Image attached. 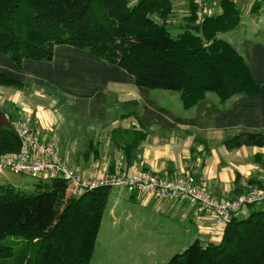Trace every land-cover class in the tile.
Returning <instances> with one entry per match:
<instances>
[{"label":"trees","instance_id":"trees-1","mask_svg":"<svg viewBox=\"0 0 264 264\" xmlns=\"http://www.w3.org/2000/svg\"><path fill=\"white\" fill-rule=\"evenodd\" d=\"M213 1L221 14L199 21L190 0L184 29L174 37L171 0H0V53L22 69L25 61L51 62L58 46L80 49L120 67L138 87L179 93L187 110L211 94L220 103L258 96L246 60L219 37L240 24L242 11L232 0ZM24 86L0 71V87ZM144 139L135 132L118 148L129 158ZM223 145L230 151L263 148L264 132L243 133ZM20 146L0 108V156L16 154ZM35 187L23 194L0 184V264H91L112 188L71 196L61 178L38 180ZM248 210L230 218L217 242L195 240L167 264H264V209Z\"/></svg>","mask_w":264,"mask_h":264},{"label":"crops","instance_id":"crops-1","mask_svg":"<svg viewBox=\"0 0 264 264\" xmlns=\"http://www.w3.org/2000/svg\"><path fill=\"white\" fill-rule=\"evenodd\" d=\"M232 1L242 15V4L250 8L245 16L254 14L253 6L260 2ZM189 2L177 1L170 29L176 11H181L185 23ZM209 2L215 11L209 16L221 14L220 3ZM263 6L264 2L259 11ZM229 42L246 60L260 87L258 96H236L220 103L211 94L187 110L179 93L138 87L120 67L80 49L58 46L51 62L25 61L22 69L0 53V71L25 84L21 89L0 87V105L12 118L39 119L42 138L57 145L69 164L85 176H194L211 196L234 198L264 187V147L230 151L223 145L243 133L264 132V41L242 37ZM135 132L145 134V139L126 158L118 144L132 140ZM135 197L144 206H155L158 213L180 218L187 236L193 232L194 241L204 245L218 241L209 236L213 224L209 214L197 216L191 206L152 196L131 195ZM115 206L113 218L119 204Z\"/></svg>","mask_w":264,"mask_h":264},{"label":"built area","instance_id":"built-area-1","mask_svg":"<svg viewBox=\"0 0 264 264\" xmlns=\"http://www.w3.org/2000/svg\"><path fill=\"white\" fill-rule=\"evenodd\" d=\"M193 2L198 7L196 17L201 21L209 15L206 1ZM5 119L20 140L21 146L16 154L0 156V174L11 170L14 174L61 178L67 181L68 194L71 196H79L99 187H110L122 188L129 194L138 196H152L160 201L186 204L194 209L197 216L209 214L213 218L209 236L216 241L220 239L233 215L241 214L250 207L264 209V187L220 200L207 193L194 176L179 179H165L142 173L85 176L64 159L57 145L42 138L39 119L31 116L17 119L6 114Z\"/></svg>","mask_w":264,"mask_h":264},{"label":"rangeland","instance_id":"rangeland-1","mask_svg":"<svg viewBox=\"0 0 264 264\" xmlns=\"http://www.w3.org/2000/svg\"><path fill=\"white\" fill-rule=\"evenodd\" d=\"M129 1L131 4L136 2V0ZM177 1L171 0L173 7ZM184 1L186 0H182ZM206 4L208 13L215 12L211 8V2ZM242 8L240 24L233 31L220 35V38L228 43L229 40L239 41L242 37L264 41V6L261 11L246 16L250 8L244 4ZM170 23L173 26L171 32L176 37L181 33L180 29L185 26L181 11H176L175 21L172 20ZM233 44L235 45V42ZM0 108L5 111L3 106L0 105ZM45 179L47 176L44 175L14 174L11 170H5L0 174V184H11L23 194L35 193V184L38 180ZM131 195L119 189L111 190L91 264H167L194 242L193 232L187 236V228L180 218L158 213L155 206H144L142 199L136 197L132 199ZM219 199L224 200V198ZM116 203L119 206L113 218L111 211L116 207ZM248 209L241 213L242 216L247 215Z\"/></svg>","mask_w":264,"mask_h":264}]
</instances>
